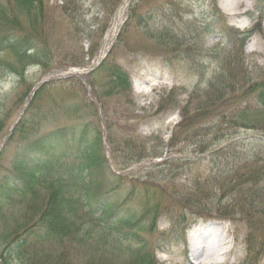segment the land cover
I'll list each match as a JSON object with an SVG mask.
<instances>
[{"label": "rangeland", "instance_id": "rangeland-1", "mask_svg": "<svg viewBox=\"0 0 264 264\" xmlns=\"http://www.w3.org/2000/svg\"><path fill=\"white\" fill-rule=\"evenodd\" d=\"M11 1L0 4L7 9ZM41 1L43 38L56 50L54 61L48 70L27 69L22 82L0 66V105L7 116L0 180L33 141L23 140L24 130L55 145L64 142L60 159L82 169L77 135L85 131L82 120L95 115L89 123L99 126L107 167L119 177V184L107 177L98 186L128 210L146 201L165 207L150 232L116 244L118 255L130 256L141 240L151 264H264V200L251 205L249 198L264 189V135L239 126L264 112L254 98L264 88V0H246L247 12L239 17L226 14L220 0H132L106 67L91 76L95 83L86 91L66 74L77 67L59 66L79 58V48L80 67L91 64L123 0ZM69 9L77 11L74 19ZM107 67L126 73L129 90L107 96ZM42 83L52 87L26 116L44 112L43 118L12 136ZM230 121L237 123L234 129ZM237 180L242 185L234 187ZM244 197L247 202L238 201ZM231 199L236 202L228 206ZM239 205H251L252 217L242 218ZM24 211L14 207L9 214L24 220Z\"/></svg>", "mask_w": 264, "mask_h": 264}, {"label": "trees", "instance_id": "trees-1", "mask_svg": "<svg viewBox=\"0 0 264 264\" xmlns=\"http://www.w3.org/2000/svg\"><path fill=\"white\" fill-rule=\"evenodd\" d=\"M75 16L77 11L73 9L70 17L74 19ZM43 18L41 0H12L7 9L0 4V66L16 75L19 82L24 79L22 73L27 67L37 66L44 71L50 69L54 61L56 50L53 52L43 38ZM82 63L83 53L79 49V58L60 65ZM105 67L104 63L95 73L102 72ZM107 73V96L129 90L128 76L118 67H107ZM94 83L93 77L92 87ZM48 86L52 87L44 84L36 91L12 136L22 135L25 126L43 118L44 112L33 118L26 115L38 106L49 90ZM254 98L257 105L264 108L263 87ZM94 118L95 115L90 120ZM90 120H82L85 131L77 135L83 143L78 156L82 169L60 159L64 155V142L55 145L45 136L35 138L36 131H23L27 135L23 140L31 138L33 141L26 152L17 153L10 170L0 181V259L4 264L152 263L141 240L136 251L125 258L118 255L116 244L121 239L127 241L125 236L138 238L139 232H150L165 207L160 201H146L139 210H128L110 198L111 192L107 193L105 188L98 186L107 177L114 178L119 184V177L107 167L99 126L96 122L92 125ZM6 121L7 116L2 114L0 105V132ZM227 124L231 125L228 128L234 129L237 123L230 121ZM240 125L251 126L264 135V112H256L239 122ZM86 131L91 132V138ZM238 180L234 187L242 185ZM261 193L264 195V189L249 193L251 205L254 201L263 203ZM41 197L44 204L40 202ZM244 198L238 201L247 202L248 198ZM188 200L185 199L184 203L190 206ZM234 202L235 199H231L228 206H233ZM251 205L249 208L239 205L238 213L242 218L252 217ZM160 206L163 208L159 209ZM14 207L25 209L24 220L15 218V215L11 219L9 212ZM259 214L264 217V209Z\"/></svg>", "mask_w": 264, "mask_h": 264}, {"label": "bare ground", "instance_id": "bare-ground-1", "mask_svg": "<svg viewBox=\"0 0 264 264\" xmlns=\"http://www.w3.org/2000/svg\"><path fill=\"white\" fill-rule=\"evenodd\" d=\"M246 0H220L221 9L228 15L233 17H239L244 15L247 12V9H242ZM127 1L124 0L121 5L119 6L117 13L114 17V21L112 23L111 28L105 35L104 42L101 48V52L99 54V58H101L107 50L110 48L111 44L114 41L116 33L120 28L121 22L123 20L125 8H126ZM196 232V231H195ZM213 254L205 256L206 260H210Z\"/></svg>", "mask_w": 264, "mask_h": 264}, {"label": "water", "instance_id": "water-1", "mask_svg": "<svg viewBox=\"0 0 264 264\" xmlns=\"http://www.w3.org/2000/svg\"><path fill=\"white\" fill-rule=\"evenodd\" d=\"M0 264H1V262H0Z\"/></svg>", "mask_w": 264, "mask_h": 264}]
</instances>
